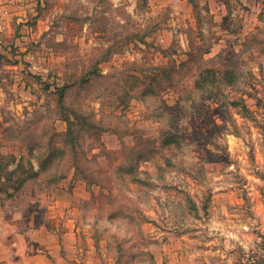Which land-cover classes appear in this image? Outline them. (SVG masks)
I'll return each instance as SVG.
<instances>
[{
  "label": "rangeland",
  "instance_id": "374dc122",
  "mask_svg": "<svg viewBox=\"0 0 264 264\" xmlns=\"http://www.w3.org/2000/svg\"><path fill=\"white\" fill-rule=\"evenodd\" d=\"M54 249L264 264V0H0V264Z\"/></svg>",
  "mask_w": 264,
  "mask_h": 264
},
{
  "label": "crops",
  "instance_id": "0c3cea01",
  "mask_svg": "<svg viewBox=\"0 0 264 264\" xmlns=\"http://www.w3.org/2000/svg\"><path fill=\"white\" fill-rule=\"evenodd\" d=\"M70 223V222H69ZM69 226H70V224H69ZM70 227H72V228H74L75 226L73 225L72 226V224H71V226ZM68 236V235H67ZM74 244L76 243V240L74 239ZM71 244H72V242H71ZM74 246V245H73ZM73 246H68L69 248L70 247H73ZM67 247V248H68ZM53 252H52V257H53V259H54V261H55V263L56 264H75V263H73V258H71V257H69V256H67V254H66V256L65 257H63L60 253H58V252H56V250L54 249V250H52Z\"/></svg>",
  "mask_w": 264,
  "mask_h": 264
},
{
  "label": "trees",
  "instance_id": "16d2710c",
  "mask_svg": "<svg viewBox=\"0 0 264 264\" xmlns=\"http://www.w3.org/2000/svg\"><path fill=\"white\" fill-rule=\"evenodd\" d=\"M204 73H206V74H211L212 72H211V70H208V71H205ZM214 73V72H213ZM214 75H215V73H214ZM230 76V77H232V75L231 74H229V73H227V76ZM200 79H199V81H196L194 84H195V87L198 89V88H200V84H201V82L203 81L202 80V77H199ZM204 82V81H203ZM64 121H66L67 123H68V120L67 119H64ZM168 144V142H166L165 143V145H167Z\"/></svg>",
  "mask_w": 264,
  "mask_h": 264
}]
</instances>
